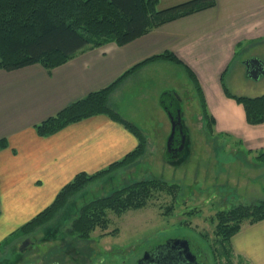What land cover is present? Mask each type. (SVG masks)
Instances as JSON below:
<instances>
[{"label": "crops", "instance_id": "obj_1", "mask_svg": "<svg viewBox=\"0 0 264 264\" xmlns=\"http://www.w3.org/2000/svg\"><path fill=\"white\" fill-rule=\"evenodd\" d=\"M183 1L161 0L159 7ZM166 51L195 74L217 130L235 133L246 143L264 144V123L248 124L243 104L227 96L222 83L239 54L247 56L242 62L246 73L251 58H259L264 67V0H216L211 8L167 22L127 44L109 42L87 49L51 71L39 63L0 69V139L8 142L0 149V243L47 208L78 173L105 169L138 145L137 136L107 114L73 122L48 136L39 135L35 126L108 86L137 63ZM197 83L184 65L156 59L128 75L109 103L131 121L132 116L120 106L123 90L135 93L136 104L148 98L162 107L163 93L174 91L179 100L171 96L183 110V91L197 94ZM250 126L260 128V137L247 129ZM231 245L242 264H264V219L244 223ZM27 247L13 250V256L18 259ZM7 256L6 262L13 263Z\"/></svg>", "mask_w": 264, "mask_h": 264}, {"label": "rangeland", "instance_id": "obj_2", "mask_svg": "<svg viewBox=\"0 0 264 264\" xmlns=\"http://www.w3.org/2000/svg\"><path fill=\"white\" fill-rule=\"evenodd\" d=\"M246 58L245 54L238 55L230 65L226 82L237 95L259 96L257 94L264 88V76L247 75L242 63ZM121 93L120 106L133 118L131 121L125 119L139 127L146 137L143 155L88 182L47 226H39L29 235L13 234L10 248L5 247L0 252V264H138L147 251L179 236L192 238L193 248H201L209 256L205 259L207 264H213L214 259L215 264H227L225 257L214 253L219 244L216 243L213 217L219 210L264 199V157L261 156L264 144L246 143L235 133L217 130L215 125L211 130L204 118L198 92L183 91L182 111L188 128L186 150L181 157L168 159L172 122L165 108L148 98L144 102L140 98L137 100L140 104H136L132 90ZM247 129L260 137V128L250 126ZM240 130L246 131V128ZM148 179L178 184L179 190L174 197L166 191L158 192L140 208L121 213L108 210V227H96L88 238L70 232L82 204ZM49 230L52 232L46 233L47 239H35V234ZM27 236L33 243L16 259L12 251H19L20 241ZM5 256L13 263H7ZM233 258L238 264V259Z\"/></svg>", "mask_w": 264, "mask_h": 264}, {"label": "trees", "instance_id": "obj_3", "mask_svg": "<svg viewBox=\"0 0 264 264\" xmlns=\"http://www.w3.org/2000/svg\"><path fill=\"white\" fill-rule=\"evenodd\" d=\"M160 2L161 0H0V69L11 71L39 63L51 71L87 49L100 47L109 42L127 44L167 22L211 8L216 4V0H186L160 8ZM161 58L184 65L197 83L193 71L177 55L166 51L137 63L108 86L90 92L35 126L39 135L48 136L73 122L98 114H107L128 127L137 136L138 145L125 157L105 169L93 174L78 173L62 187L47 208L19 227L15 233H19V236L29 235L37 227L47 226L55 215L68 207L71 197L88 182L117 170L143 155L146 137L139 127L123 118L110 106L109 99L111 93L128 75L142 65ZM222 83L227 96L243 104L248 124L264 123V93L254 97L237 95L229 89L224 74ZM196 87L204 118L212 130L213 116L209 113L198 83ZM169 92L179 100L174 91ZM185 128L188 129L186 126ZM7 146V139H0V149ZM261 156L264 157V151ZM178 190V184H169L159 179L134 182L109 196L96 198L78 207L70 232L88 238L96 227L103 229L108 227V210L121 213L130 208H140L158 192L166 191L174 197ZM263 219L264 200L219 210L213 217L216 243L219 244L214 253L225 257L227 264H235L232 236L244 223H255ZM9 240L0 243V251L10 244L12 240ZM242 263V259H239L238 264Z\"/></svg>", "mask_w": 264, "mask_h": 264}, {"label": "water", "instance_id": "obj_4", "mask_svg": "<svg viewBox=\"0 0 264 264\" xmlns=\"http://www.w3.org/2000/svg\"><path fill=\"white\" fill-rule=\"evenodd\" d=\"M247 73L250 77L258 78L261 73H264V67L259 58H251L247 60ZM172 93L167 91L164 92L162 95V104L167 113L169 114L170 120L172 122V131L168 140V151L166 154V157L168 159H177L181 157L185 152V147L187 144V130L185 128L184 124V118L182 114L181 106H178V102L176 103V99L171 96ZM170 99L172 102L171 104H168L167 101ZM171 241L178 243L182 242L185 251L188 250V256L193 254L190 251L189 243L187 239H181V238H174L165 243L164 245L160 246L157 249H160L167 244H169ZM157 249H152L146 252V254L141 258L142 261L147 260L148 254H151L153 251Z\"/></svg>", "mask_w": 264, "mask_h": 264}, {"label": "flooded vegetation", "instance_id": "obj_5", "mask_svg": "<svg viewBox=\"0 0 264 264\" xmlns=\"http://www.w3.org/2000/svg\"><path fill=\"white\" fill-rule=\"evenodd\" d=\"M171 102L172 101L168 99L167 103L171 104ZM185 150H186V147H185ZM50 232H52V230L44 231V232H41L40 234L37 233L34 235V237L35 239L42 238L43 240H45L47 239L46 237H48L46 233H50ZM54 233L56 234L54 235V237L57 238L58 236L57 232L55 231ZM201 234L205 235V232H201ZM178 238L188 240L190 251L193 254L188 256V250L185 251L183 244H181L182 242L175 243L171 241L166 246L153 251L151 254H148L147 255L148 257L146 258L147 260H144V261L140 260L138 264H207L205 259H208L209 256L207 254H204L201 248H193L194 245L192 242V238L184 237V236H179ZM32 243H33V239L30 236H27L22 241H20L19 247L24 248L27 246H31ZM213 261H214L213 264H215L216 260L214 259Z\"/></svg>", "mask_w": 264, "mask_h": 264}]
</instances>
